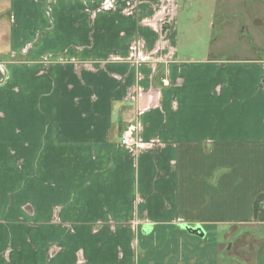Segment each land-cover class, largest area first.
Returning a JSON list of instances; mask_svg holds the SVG:
<instances>
[{"label":"crops","instance_id":"0c3cea01","mask_svg":"<svg viewBox=\"0 0 264 264\" xmlns=\"http://www.w3.org/2000/svg\"><path fill=\"white\" fill-rule=\"evenodd\" d=\"M163 1L0 0V264H150L140 233L179 222L262 225L264 264V57L191 58L178 1L172 14ZM130 117L132 151L119 143ZM64 174L96 210L72 203L52 224L43 199ZM13 199L41 223H17ZM104 212L113 227L87 222Z\"/></svg>","mask_w":264,"mask_h":264},{"label":"rangeland","instance_id":"374dc122","mask_svg":"<svg viewBox=\"0 0 264 264\" xmlns=\"http://www.w3.org/2000/svg\"><path fill=\"white\" fill-rule=\"evenodd\" d=\"M92 1H97V5L102 4L105 7L118 0ZM176 1L180 8L178 37L181 52H185L191 58H200L204 55L226 59L264 57V0ZM133 3L134 0H129V4ZM162 4L164 6L170 4V12L173 13L175 8H173L172 0H164ZM10 58L14 59L15 57ZM16 59L14 60L17 61ZM6 70V59L4 60L0 54V86L5 84ZM2 117L0 113V129L5 128ZM28 123L32 124V121L30 120ZM130 124L136 126L131 117L126 119L124 129ZM18 129L19 124L16 125L14 133L17 134ZM33 143L34 141H30L27 142V145ZM119 143L126 150H136L132 149L134 145H122L120 139ZM15 150L17 149L10 148V153L13 155ZM14 161L18 164L19 158L14 157ZM91 175L93 176L95 173H91ZM65 181L66 174L59 177V184L52 187L43 199L51 214L52 224L62 223L59 221V212L63 207L71 208L72 203L78 213L88 212L89 214L96 210V205H92L93 196L83 187V180L78 183L77 187ZM97 189L92 188L91 192L96 193ZM74 192H77L76 198L73 196ZM15 199L20 200L19 198ZM15 199L11 205L9 203L6 207H10L12 209L10 211L19 214L17 223H23L24 220L33 224L41 223L42 217L35 215L36 212L44 213L39 206V209H35L28 200L16 202ZM42 207L44 209L46 204H43ZM103 216L106 219L87 220V222L96 223L97 226L107 223L113 227L116 224V221L112 220L106 212L103 213ZM133 223L136 224L135 221ZM33 224L32 227H34ZM261 226L252 224V233L241 235V230L249 229V226L230 224L216 227L210 224L174 223L163 228L168 230L160 229L163 237H147L140 233L137 260H140V263L150 260V264H154L151 261L171 264V259L178 256L177 264H195L196 262L202 264L204 262L208 264H254V249L263 234ZM65 228L69 231L73 227L66 224Z\"/></svg>","mask_w":264,"mask_h":264},{"label":"built area","instance_id":"2783aa9c","mask_svg":"<svg viewBox=\"0 0 264 264\" xmlns=\"http://www.w3.org/2000/svg\"><path fill=\"white\" fill-rule=\"evenodd\" d=\"M165 82V80H163ZM137 131V127L130 124L126 126V128L123 130L121 137H120V142L122 145H133L134 144V139L133 136Z\"/></svg>","mask_w":264,"mask_h":264}]
</instances>
